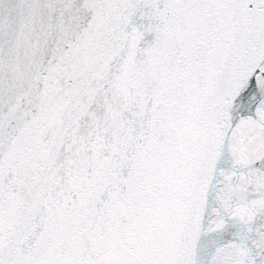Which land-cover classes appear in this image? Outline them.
<instances>
[{
	"label": "snow or ice",
	"instance_id": "obj_1",
	"mask_svg": "<svg viewBox=\"0 0 264 264\" xmlns=\"http://www.w3.org/2000/svg\"><path fill=\"white\" fill-rule=\"evenodd\" d=\"M0 264H264V0H0Z\"/></svg>",
	"mask_w": 264,
	"mask_h": 264
}]
</instances>
